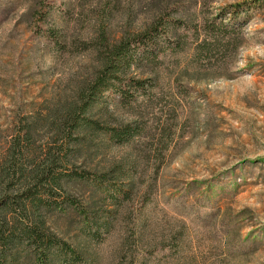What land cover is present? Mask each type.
<instances>
[{"label":"rangeland","instance_id":"374dc122","mask_svg":"<svg viewBox=\"0 0 264 264\" xmlns=\"http://www.w3.org/2000/svg\"><path fill=\"white\" fill-rule=\"evenodd\" d=\"M244 2L256 4L245 44L195 58L196 29ZM163 9L181 21L180 50L161 40L155 61L135 69L157 84L139 106L106 100L118 123L144 125L141 137L122 147L64 138L66 104L98 66L83 42L103 23L111 41L140 32ZM44 28L67 48L53 49L39 36ZM120 162L138 166L133 189L115 181L129 194L122 202L97 183ZM45 168L49 179L38 186ZM31 197L46 227L96 264H264V0H0V200L18 228L33 218L21 211ZM70 202L97 209L109 226L93 237ZM27 262L21 253L18 264Z\"/></svg>","mask_w":264,"mask_h":264},{"label":"trees","instance_id":"16d2710c","mask_svg":"<svg viewBox=\"0 0 264 264\" xmlns=\"http://www.w3.org/2000/svg\"><path fill=\"white\" fill-rule=\"evenodd\" d=\"M254 5L256 6L255 3L244 2L221 8L212 14L211 19H206L201 27L196 29L198 34H202V40H199L194 50V57L198 60L202 57L222 58L231 50L237 52L245 44L242 28L251 22ZM32 10L33 8L28 14H32ZM50 14L48 13V17ZM178 22L181 21L174 19L168 9H163L140 32L124 31L119 40L111 41L107 25L103 23L93 41L83 42L84 52L94 51L96 54L98 66L91 78L78 88L75 98L66 104L64 114L67 131L64 138L76 134L77 142L83 146L85 142L95 141L100 137L111 145L122 147L131 145L141 137L144 125L139 121L118 123L116 117L109 112V103L106 100L110 99L123 108H134L152 94L157 85L155 79L137 77L134 71L144 67V62L151 63L155 59L154 55L160 51L161 40L170 46L174 53L180 50L181 41L174 27ZM53 29L44 28L39 36L48 41L56 51L66 49V41ZM70 44L71 50H75V42ZM103 113L106 119L100 117ZM109 121L113 123V127ZM49 163V169L54 170V167L58 166L55 157ZM137 168L136 163L114 164L102 171L104 173L99 172L97 183L106 185L103 192L106 197L113 201H125L129 194L115 181L119 180L121 185L125 184L133 189L137 180ZM74 174H67L66 177L74 180L77 177ZM49 175L46 168L38 169V186H43ZM38 202L35 197H31L26 205H22V214L29 213L33 218L28 216L30 221L18 228L17 224L21 220L17 215L11 217L6 213L7 202L5 199L0 200V264H18L21 253L27 255L26 264H96V257L87 249L72 247L46 227L42 206ZM69 205L84 221V227L89 229L93 237L98 238L101 230L109 226V221H101L104 216H101L97 209H85L76 202H70Z\"/></svg>","mask_w":264,"mask_h":264}]
</instances>
